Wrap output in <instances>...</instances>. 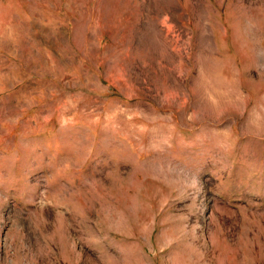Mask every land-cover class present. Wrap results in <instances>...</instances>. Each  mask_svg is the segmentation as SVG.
<instances>
[{
  "label": "rangeland",
  "instance_id": "obj_1",
  "mask_svg": "<svg viewBox=\"0 0 264 264\" xmlns=\"http://www.w3.org/2000/svg\"><path fill=\"white\" fill-rule=\"evenodd\" d=\"M0 264H264V0H0Z\"/></svg>",
  "mask_w": 264,
  "mask_h": 264
}]
</instances>
